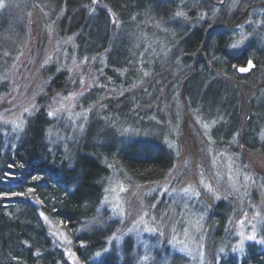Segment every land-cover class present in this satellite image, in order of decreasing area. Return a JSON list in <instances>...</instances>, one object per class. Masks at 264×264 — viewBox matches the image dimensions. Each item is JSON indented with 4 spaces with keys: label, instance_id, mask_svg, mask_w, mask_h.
<instances>
[{
    "label": "rangeland",
    "instance_id": "rangeland-1",
    "mask_svg": "<svg viewBox=\"0 0 264 264\" xmlns=\"http://www.w3.org/2000/svg\"><path fill=\"white\" fill-rule=\"evenodd\" d=\"M202 1L196 6L206 8L207 2ZM33 2L0 0V138L4 149L18 147L44 108L52 119L46 140L53 154L58 146L67 153V142L78 139L80 144L91 122L98 126L97 135L107 136L103 142H113L118 151L126 144L159 137L175 155L173 170L150 182L134 178L119 160L106 162L108 172L95 220L77 233L79 237L111 228L106 244L91 257L92 264L106 260L115 264L127 260L130 264H242L247 247L264 250V154L240 145L239 131L229 128L234 123L229 122L232 104L238 97L231 82L220 75L214 78L212 71H200L190 83L188 99L182 97L184 78L180 74L184 68L165 49L163 35H170L165 43L170 49L185 27L167 31L154 19L136 23L152 31L132 44L143 61L131 65L128 61L124 70L118 67L125 66L123 61L110 67V61L88 59L71 42L72 37L62 38L51 22L46 24L48 16ZM235 5L246 7L237 0L220 6L231 11ZM258 8L251 9L237 32L230 35V51H244L263 29L264 12ZM180 14L185 15L178 11L177 19ZM252 45L250 53L264 58L258 50L264 52V37ZM167 71L170 78H163ZM60 72L66 75V90L48 97L47 89ZM127 77L133 78L124 91L121 86L126 85ZM262 85L258 83L254 89L260 92L254 100L259 118L264 116ZM113 99H125L116 110H123L126 118L104 116L105 103ZM128 103L132 106L127 108ZM254 133L263 145L264 120ZM213 212L228 215L220 242L208 238ZM50 232L68 264H84L76 255L74 239L52 223Z\"/></svg>",
    "mask_w": 264,
    "mask_h": 264
},
{
    "label": "trees",
    "instance_id": "trees-1",
    "mask_svg": "<svg viewBox=\"0 0 264 264\" xmlns=\"http://www.w3.org/2000/svg\"><path fill=\"white\" fill-rule=\"evenodd\" d=\"M227 1L230 0H204L202 3L207 2L208 5L206 8L196 6L198 0H34L33 3L37 10L48 16V20L44 19L46 24L51 22L62 38H66L65 35L72 37L71 42L80 48L79 51L86 52L88 59L110 61V67L117 63L115 61H123L125 66L117 64L124 70L129 63L143 61L132 50V44L147 38V33L152 31H146L145 26L141 28L136 23L154 19L159 21L158 27L163 30L185 27V31L178 33L177 39L171 43L170 49L165 43L171 37L168 33L163 35L165 49L173 52L184 68L180 74L184 78L182 97L188 99L190 83L200 71H212L214 78L220 75L231 82L238 97L235 98L236 104H232L234 108L229 122L234 123L230 122L229 128L239 131L240 145L258 148L264 154V144L254 133L264 120V116L258 117L254 108V100L260 95L259 90L254 92V89L258 83L264 86V58L250 53L254 40L264 37V27L244 51L237 53L229 48L230 35L237 32L251 14L250 10L262 7L264 12V0H237L246 7L235 5L231 11L220 6ZM215 3L220 7L217 11ZM178 11L185 13L180 17L187 21L179 16L177 19ZM190 41L194 43L192 46L188 45ZM182 46L183 51L179 50ZM175 49L179 51L175 52ZM258 50L263 56L264 52ZM250 60L254 62L255 69L249 75L239 74L237 68L245 67ZM165 75L170 78L168 71L163 78ZM132 78L127 77L126 85L121 86L124 91L129 89ZM166 83L170 86L168 80ZM66 87V75L60 72L46 94L51 97L54 93L64 92ZM124 100L113 99L105 103L108 110L104 116L124 117L123 110H116ZM128 106L132 105L128 103ZM51 128L52 119L42 108L15 150L4 149L0 138V264H68L64 252L55 245L54 234L50 232L51 223L74 239V250L80 260L84 264H92L91 257L106 244L111 228L79 237L77 233L87 222L95 220L103 196V179L108 172L106 162L121 161L129 173L142 182L163 179L174 167L175 155L160 142L161 138L135 141L118 151L113 142H103L107 136L97 135L98 126L91 122L81 136L80 144L78 139L75 143L67 142V153L58 146L57 153L53 154L46 140ZM227 216L212 213L214 223L209 226L212 231L214 229V234L209 230L208 238L216 242L222 240ZM80 244L86 247L82 248ZM130 263L127 260L123 264ZM99 264L115 263L106 260ZM242 264H264V250L255 251L247 247Z\"/></svg>",
    "mask_w": 264,
    "mask_h": 264
},
{
    "label": "water",
    "instance_id": "water-1",
    "mask_svg": "<svg viewBox=\"0 0 264 264\" xmlns=\"http://www.w3.org/2000/svg\"><path fill=\"white\" fill-rule=\"evenodd\" d=\"M255 69V64L252 60L248 61L245 67L241 66L237 68V72L241 75H249Z\"/></svg>",
    "mask_w": 264,
    "mask_h": 264
}]
</instances>
